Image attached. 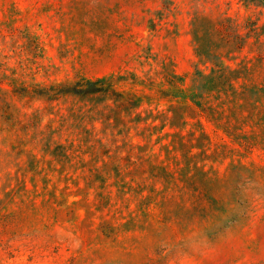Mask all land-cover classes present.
<instances>
[{
	"label": "rangeland",
	"instance_id": "1",
	"mask_svg": "<svg viewBox=\"0 0 264 264\" xmlns=\"http://www.w3.org/2000/svg\"><path fill=\"white\" fill-rule=\"evenodd\" d=\"M0 264H264V0H0Z\"/></svg>",
	"mask_w": 264,
	"mask_h": 264
},
{
	"label": "trees",
	"instance_id": "2",
	"mask_svg": "<svg viewBox=\"0 0 264 264\" xmlns=\"http://www.w3.org/2000/svg\"><path fill=\"white\" fill-rule=\"evenodd\" d=\"M99 82H103V81L101 80V81H99Z\"/></svg>",
	"mask_w": 264,
	"mask_h": 264
}]
</instances>
